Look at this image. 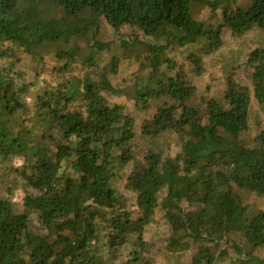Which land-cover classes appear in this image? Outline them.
Here are the masks:
<instances>
[{"label":"trees","instance_id":"16d2710c","mask_svg":"<svg viewBox=\"0 0 264 264\" xmlns=\"http://www.w3.org/2000/svg\"><path fill=\"white\" fill-rule=\"evenodd\" d=\"M247 1L0 0V264H264V124L250 126L264 53L225 46L264 29V0ZM117 41L147 52L130 61ZM176 53L196 79L219 63L223 82L201 89ZM130 66L136 86L152 69L125 91L154 93L139 130L106 95ZM158 214L165 262L151 256Z\"/></svg>","mask_w":264,"mask_h":264},{"label":"rangeland","instance_id":"374dc122","mask_svg":"<svg viewBox=\"0 0 264 264\" xmlns=\"http://www.w3.org/2000/svg\"><path fill=\"white\" fill-rule=\"evenodd\" d=\"M242 4L247 5L249 2L247 0H242ZM85 18L87 21L91 20L90 15L86 14ZM100 24L102 26V45L103 44H108L112 41L115 40V35L113 36V29L111 26H108L107 23L102 20V18H99ZM123 34L125 32H131V28L129 27H124L122 28L121 31ZM227 40L225 42L226 48L230 49V51H234L237 47L238 50H246L247 52H257L258 50H262L264 53V29H253L252 31H249L247 34H244L243 36H235L231 34H227ZM127 36V35H126ZM119 45H115V42L113 45L115 46H121L122 49V54H124L125 59L128 58L131 61V58L137 56L138 54L142 53L145 54L147 52L144 47H139L137 44L129 43L124 46L122 45L119 41H117ZM246 46V47H245ZM114 47V46H113ZM112 47V48H113ZM111 48V49H112ZM171 54V53H170ZM260 55V54H259ZM170 58V56L167 57V59ZM182 53L179 55L176 53V60L178 62H182ZM259 58V59H258ZM255 61H251L250 63H247L248 66H244L243 69L234 76L235 81L237 82V85L239 87H242L244 85V80L245 78L247 81L251 82L253 80H256V76L254 74V66L259 63L260 56L257 58H254ZM207 60V59H206ZM177 70H183L186 72L187 76L189 79L194 78V81L199 85L201 89H204L205 91H209L210 93L214 91L220 83L223 82V79L225 78L224 71L221 68V65L212 63V60H208L205 64V66L208 67V69L203 70L198 73V78L196 79L195 74L198 71V69L195 70V68H191L192 71H190V68H188L184 63H180ZM246 64V65H247ZM137 70H135L136 72ZM151 71L152 69L147 68L144 71L140 70L139 73V80L138 84L139 86H136L135 80L136 76H132L129 74H133L134 69L132 66L127 67L123 69V74L124 75H129L128 76V81L126 84H124L125 87L124 91L116 90V89H109L106 91V95L108 99H110V104L114 105L116 103H121L125 104L128 109L125 111L126 115H130L134 119V124L136 126V129L139 130L141 124L144 122V120L147 119L148 113L151 112L153 108H151L150 105H152L153 99L155 96L153 95L154 93L151 94V96H143L141 100H136L137 103L133 100H130L131 97L127 96L128 94L125 93L133 91L136 87L144 89V87H149V84L151 82ZM164 74V79L170 77V73H163ZM194 75V76H193ZM130 78V79H129ZM155 81L156 78L153 77ZM153 92L152 90H150ZM150 93V92H149ZM196 98H199V94ZM147 98V99H146ZM142 101L146 102L143 103ZM141 102V103H140ZM130 108V109H129ZM132 112L133 115L130 113ZM250 126L253 135L257 134L258 131L263 127L264 124V106H261L258 102H256L253 105L252 112L250 115ZM21 163V160H16V164L19 165ZM129 191V190H128ZM130 196V194H128ZM28 197L26 196V193L23 189H18L16 190L14 194V199L19 201V202H24ZM150 233H151V239L150 242L153 243V251L151 253V256L154 257V259L162 260V262L168 261L169 259L165 257L164 255V246L166 244L167 236H169V229L167 225L165 224L164 218L162 214H158L156 217L155 222L150 226ZM167 258V259H166ZM180 259L183 261L185 260L186 264H189V259H190V254H183L180 256Z\"/></svg>","mask_w":264,"mask_h":264}]
</instances>
